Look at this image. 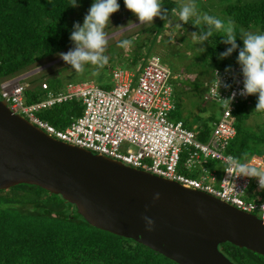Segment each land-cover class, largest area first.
I'll list each match as a JSON object with an SVG mask.
<instances>
[{"label":"trees","instance_id":"16d2710c","mask_svg":"<svg viewBox=\"0 0 264 264\" xmlns=\"http://www.w3.org/2000/svg\"><path fill=\"white\" fill-rule=\"evenodd\" d=\"M88 1L77 0L78 7ZM162 5L169 11L174 8L178 10L172 0H162ZM71 6L72 0H0V82L74 45L70 35L73 30L72 17L78 7ZM213 16L223 21H234L240 48L243 47L241 30L264 33V0L228 1L216 9ZM161 22L158 18L154 27L160 29ZM192 27L198 33L207 26ZM147 30L152 44L158 38V31H153L151 26ZM223 38L222 32L214 30L207 42L203 45L200 42L199 47L194 46L195 52H199L201 47L206 49L203 53L200 51L201 60L197 65L210 64L213 69L219 70L239 65V50L226 59L218 58L229 47L221 42ZM141 58L139 50L134 51L129 63L132 66L128 69H134ZM187 71L192 72L189 68ZM194 79L190 83L196 87L199 85L198 77ZM41 80L48 84L51 91L64 88L52 77ZM27 84L31 89L28 91V102L38 101L41 95L37 92V81L32 79ZM103 87L107 88V85ZM257 102L258 95H251L238 104L234 112L236 135L226 154L235 157L253 153L264 155L261 150L264 148V130L256 121L248 123L250 117L264 113L255 111ZM175 105L178 108L179 103L175 101ZM220 110L219 107L218 114ZM70 114H80L74 102L57 105L43 113L42 117L57 128H64ZM215 114L197 125L204 129L199 137L201 141H206L209 136L211 124L218 117ZM209 165L212 167L213 162H209ZM219 250L234 264H264L263 256L229 243L219 245ZM0 264L176 263L130 239L91 226L78 215L73 205L64 202L59 195L37 186L20 184L0 191Z\"/></svg>","mask_w":264,"mask_h":264},{"label":"built area","instance_id":"2783aa9c","mask_svg":"<svg viewBox=\"0 0 264 264\" xmlns=\"http://www.w3.org/2000/svg\"><path fill=\"white\" fill-rule=\"evenodd\" d=\"M145 63L136 80L137 68L113 70L112 84L107 88L83 82L67 84L54 92L42 81L37 85L41 97L36 102H28L31 89L24 78L8 79L0 83V100L13 114L54 140L205 193L264 222V190L259 188L258 180L229 177L223 159L236 135L234 112L247 97L237 94L230 109L222 107L214 84V70L219 69H213L204 98L221 110L206 141H201L202 126L190 129L184 121L170 119L176 105L169 68L155 54ZM232 69L230 73L219 70L224 81L231 85L219 89L221 98L243 89L240 66ZM69 102L77 105L80 114H70L64 128H57L42 117L53 107ZM247 157L245 162L264 167V155ZM209 162L223 166L221 176ZM226 178L230 182H224Z\"/></svg>","mask_w":264,"mask_h":264},{"label":"water","instance_id":"95a60500","mask_svg":"<svg viewBox=\"0 0 264 264\" xmlns=\"http://www.w3.org/2000/svg\"><path fill=\"white\" fill-rule=\"evenodd\" d=\"M20 184L59 195L91 226L176 264H234L219 250L224 243L264 257L256 216L54 140L0 100V191Z\"/></svg>","mask_w":264,"mask_h":264},{"label":"rangeland","instance_id":"374dc122","mask_svg":"<svg viewBox=\"0 0 264 264\" xmlns=\"http://www.w3.org/2000/svg\"><path fill=\"white\" fill-rule=\"evenodd\" d=\"M172 1L175 2L178 10L182 4L188 2V0ZM228 1L233 0H195V3L200 13L216 15V9L226 5ZM94 2L95 0H90L81 7L76 8L72 17L73 25L75 22H79L81 26L83 25L84 17ZM118 3L120 5L119 11L110 17V23L105 28L108 40L105 54L109 57V63L99 70L98 75H93L96 68L90 64L85 65L83 74L76 73L70 65L60 59L57 53L36 62L21 74L10 79L13 80L16 77L17 79L24 78L25 82L33 79L39 85L42 78L52 77V79L64 86L83 82H92L99 86L111 85L112 71L119 68L128 69V67H131L132 65H129L131 56L134 51L139 50L142 58L136 62L135 68L138 70L135 72V80L140 74L139 69L146 64L145 61L153 54L158 55L171 72L170 83L173 85V100L179 103V105L171 114L170 119H180L184 121L188 128L195 129L199 122L209 116L216 113L215 116L217 117L219 106L204 98L212 78L213 68L210 64L203 65L200 63V65H197V62L201 60L202 54L200 51H193L194 46L199 47L200 44L199 41H194L191 37L192 33H196L192 27L193 21L190 20L189 23L183 24L178 16L171 15V11H169V21L162 20L161 28L159 29L154 27L158 18H154L153 24H141L138 18L127 10L124 0H118ZM177 25H181V27H177ZM148 26H151L153 31H158V38L152 44L150 43V32L147 30ZM201 26L204 25L202 24L199 27ZM125 39L133 40L132 46L128 49L118 46ZM74 47L75 45H71V47L61 52L66 54ZM120 59L124 60L121 61ZM187 68L191 69L192 72L189 71L190 73H188ZM196 77H198L199 85L194 87L190 82ZM255 121L260 123L261 130H264V113L263 115L250 117L248 123L251 124ZM261 150L264 153V148ZM212 168H215L218 176H221L223 168L221 164L213 162ZM78 215L80 216L79 213Z\"/></svg>","mask_w":264,"mask_h":264},{"label":"clouds","instance_id":"9594fccd","mask_svg":"<svg viewBox=\"0 0 264 264\" xmlns=\"http://www.w3.org/2000/svg\"><path fill=\"white\" fill-rule=\"evenodd\" d=\"M127 10L132 12L141 24H153L154 18L169 21V10L162 5V0H124ZM77 0H72L71 7H78ZM118 0H95L88 13L84 17L83 25L75 22L70 35V40L75 47L66 54L58 53L60 59L78 74H83L85 65L95 66L93 75H98L99 70L109 63V57L105 54L108 45L105 28L110 23V17L119 11ZM171 15L178 16L183 24L193 21L194 26L206 25V29H200L198 33H192L194 41H199L202 45L209 40L213 31L222 32L224 38L222 43L228 45L226 50L219 54V59L223 60L239 50L237 63L243 75V89L227 98H221L219 89L221 87L230 88L221 77L219 70H214V84L217 90L218 102L222 107L230 109L237 94L242 97L258 95V102L255 111H264V33L244 32L241 30L243 47L237 44L236 27L232 19L223 21L216 16L207 13H200L195 0L181 5L179 10L172 9ZM194 18V19H193ZM181 27V25H177ZM134 39V38H133ZM133 40L125 39L119 43V47L128 49L132 46ZM200 51H206L201 47ZM231 66L225 68V73L232 72ZM223 159L227 162L225 172L229 177H247L258 180L259 188L264 190V167L255 166L251 162H245L248 157H235L226 155ZM224 182H230L228 178ZM157 198H159L157 194ZM264 207V206H262Z\"/></svg>","mask_w":264,"mask_h":264},{"label":"crops","instance_id":"0c3cea01","mask_svg":"<svg viewBox=\"0 0 264 264\" xmlns=\"http://www.w3.org/2000/svg\"><path fill=\"white\" fill-rule=\"evenodd\" d=\"M109 85H107V87H108Z\"/></svg>","mask_w":264,"mask_h":264}]
</instances>
